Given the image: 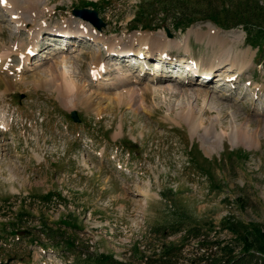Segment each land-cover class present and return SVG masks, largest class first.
Segmentation results:
<instances>
[{
    "label": "rangeland",
    "instance_id": "obj_1",
    "mask_svg": "<svg viewBox=\"0 0 264 264\" xmlns=\"http://www.w3.org/2000/svg\"><path fill=\"white\" fill-rule=\"evenodd\" d=\"M38 1V14L25 16L26 26L13 24L0 2V124H8L0 128V261L15 256L11 264H93L110 256L113 264H151L170 245L175 264H264V63L258 65L256 51L246 45L244 26L226 32L196 21L183 32L175 30L173 19L188 17L187 8L163 3L153 10V0ZM171 1L207 12V4L220 6L222 0ZM227 4L247 23L264 28V0ZM86 6L106 23L101 31L72 14ZM147 8L156 12L148 20L157 28L151 33L134 29L140 11L145 23ZM63 25L89 35L77 43L60 35L41 42L42 30L55 34ZM34 28H41L35 40L29 31ZM210 30L226 40L228 59L219 60V45L205 35L212 36ZM156 36L163 45L159 50L138 40L152 42ZM32 40L38 50L41 43L40 50L25 66L17 52L7 56V47L24 48ZM102 42L141 57L146 48L153 53L150 69L147 58L134 57L130 64V57L99 52ZM241 52L249 55V66L233 82L232 73L239 72L228 64ZM62 57L78 83L86 84L88 95L76 96L71 107L79 112V123L52 86L34 83ZM92 57L104 64L98 79L90 76ZM174 85L179 93L170 90ZM130 89L137 94L129 105ZM198 90L208 93V102L195 95ZM180 107L201 112L208 131L192 133L176 115ZM233 125L247 140L220 139ZM82 139L93 150L85 162L78 154ZM98 151L102 158L94 154ZM123 168L129 172H120ZM16 229H24L23 240L11 237ZM45 229H52L50 235ZM43 241H72L75 248L56 254L41 249Z\"/></svg>",
    "mask_w": 264,
    "mask_h": 264
},
{
    "label": "bare ground",
    "instance_id": "obj_2",
    "mask_svg": "<svg viewBox=\"0 0 264 264\" xmlns=\"http://www.w3.org/2000/svg\"><path fill=\"white\" fill-rule=\"evenodd\" d=\"M2 6L4 7V10L6 14H9L10 20L15 24L16 26H26L27 20L26 17H31L34 18L38 14V0H4V2H1ZM11 14V15H10ZM34 21V20H33ZM31 22V21H30ZM29 31L35 32L36 35L32 37V39L35 40V38L40 35L41 28H34ZM212 31V30H210ZM209 41L211 43H216L219 45V53H217L218 57L220 58L219 60L221 61L222 59H228L230 56V51L228 48H225V41L222 37L218 35V32L212 31V36L209 35V32L205 34ZM156 39H153L152 42L149 38H144L139 39V42L142 43H149L151 44L155 49H161L163 45H161L160 40L158 39V36H156ZM34 40H32L30 43L26 44L24 48L18 47L17 45H11V47H4L6 50L7 56L11 54L13 51L17 52L18 55L21 59H23V65H26V62L30 59V51L36 50L37 52L38 48L35 47L34 45ZM221 45V46H220ZM21 48V49H19ZM217 50V49H216ZM215 50V52H216ZM4 52V51H3ZM5 54V55H6ZM141 55V54H140ZM249 55L247 53L241 52L239 55L234 57V59L231 61L230 64H228L230 69H237L238 72H242L244 69H246L249 65V60H248ZM232 59V58H231ZM92 62L91 64V69H90V76L93 79H98V76L102 74V71L104 69V64L103 61L99 58L92 57ZM222 60V61H223ZM109 64L107 68H109ZM111 69V67H110ZM45 74V75H44ZM43 76H36L34 78V83H40L42 85H49L53 87V91L58 94V96L61 98L62 102L68 106L72 107L75 106L76 103L75 97L78 96L80 100H83V96H87V89H86V84L80 85L78 83V80H76L72 76V71L71 68H68V61L67 57H62L59 60L58 64H54L51 66ZM46 77V78H45ZM125 77L123 74H120L119 80H123ZM123 82V81H122ZM176 90L180 91V87L178 85H174L173 87H170V90ZM156 91V89H154ZM129 95H127V99H125V102L127 104H132L133 101H136L135 94H137L136 90L130 89L127 91ZM197 97H201L203 102H208L209 100V95L207 92H204L203 90H198L195 94ZM194 96V95H193ZM104 100V99H103ZM121 100V99H120ZM216 104V100H211ZM214 105V104H213ZM202 109V108H201ZM220 110V109H219ZM101 111L98 110V113L100 115ZM201 113V112H200ZM197 114L195 113L193 107H180L179 110H177L176 115L178 117H184L186 122L188 123L189 129L192 133L197 134L199 129L203 128L204 131H208V128L203 125V116L202 114ZM235 114V113H234ZM234 118V117H233ZM182 119V118H181ZM183 119V120H184ZM234 120V119H233ZM8 126L7 122L5 120L1 121L0 128H6ZM10 128V127H9ZM212 129L214 130L215 128L212 125ZM211 132V131H210ZM216 133V131H215ZM245 132H242L241 129L237 126H232L231 130L229 132L227 131H222L219 134L220 139L223 138V136L227 135L230 137V140H232L233 143H240L243 142L244 140H247V135ZM217 134V133H216ZM218 137V138H219ZM252 138V137H251ZM1 146V145H0ZM208 148H212L211 146H208ZM208 150V149H207ZM114 157V156H113Z\"/></svg>",
    "mask_w": 264,
    "mask_h": 264
},
{
    "label": "trees",
    "instance_id": "obj_3",
    "mask_svg": "<svg viewBox=\"0 0 264 264\" xmlns=\"http://www.w3.org/2000/svg\"><path fill=\"white\" fill-rule=\"evenodd\" d=\"M170 1V2H168ZM179 1V0H178ZM165 3L167 4H171L170 7H177L179 9H183V8H187L186 12H188L190 15H188V17L186 18H181V15L179 14L178 16H176L174 20V22L172 23L175 29H182L185 30L187 27H189L192 23L196 22V21H211L214 24L224 28V29H230V28H234L237 25H243L246 32H247V43L251 44L253 47H259V52L257 55V61L258 62H262L264 61V28L262 26H258L257 24H249L246 22V17L243 13L237 12V11H233L232 7L228 8V4H227V0H222L220 3V6L217 4H207L206 6L208 8H206L207 12H202V11H196L193 9H190V7H188V5L184 4L183 2L179 1V3H175L171 0H167L165 2V0H153V2L151 3V5L149 6L151 9H153V5H159V4H163ZM182 6V7H181ZM156 9V7H155ZM153 9V10H155ZM190 10V11H188ZM167 10H165L166 12ZM182 11V12H184ZM147 13H145L144 17H145V23L141 22L142 21V15L143 13L138 14V16L136 17V21H134L135 26L134 28H137L139 26H141L143 29L145 30H154L156 29V26H152L151 23H148V20L151 19V15H156V12L154 11V13L149 12V9L147 8L146 11ZM163 22L165 20H167L165 17L163 18ZM144 21V19H143ZM141 22V23H138ZM249 22V20H248ZM137 23V24H136ZM52 194H48L45 196V199L50 200L51 199ZM49 234L52 232V229H46ZM178 229H172V233L174 231H177ZM54 236L56 235V232L54 231ZM197 239L200 238V235L195 236ZM201 239H198V242H200ZM53 245L55 247H62V248H68L70 250H74L75 246L72 243V241H64L63 243L58 241V242H54ZM204 244H201V246H203ZM65 246V247H63ZM172 247H170V245L168 246H164L163 250L161 252H158L159 258L154 259V263L151 264H157V260L158 263L160 264H175V262L173 261V257L174 255H172V251L170 250ZM176 252V251H175ZM177 254V253H176ZM175 254V255H176ZM111 257L110 256H101L99 257V259H96L94 261H92L93 264H113L111 263ZM198 261H202L201 258L198 259ZM231 263V262H230ZM229 263V264H230ZM235 263V262H234ZM116 264V263H114ZM117 264H122V263H117ZM233 264V263H232Z\"/></svg>",
    "mask_w": 264,
    "mask_h": 264
},
{
    "label": "water",
    "instance_id": "obj_4",
    "mask_svg": "<svg viewBox=\"0 0 264 264\" xmlns=\"http://www.w3.org/2000/svg\"><path fill=\"white\" fill-rule=\"evenodd\" d=\"M73 13L76 16H80L84 19H87L91 21L95 26H97L99 29H101L102 26H105V23L98 17V12L96 10L92 9H75L73 10ZM165 29L169 36H171V33L169 29L165 26ZM71 117L74 119V121H79L78 113L76 110L70 111Z\"/></svg>",
    "mask_w": 264,
    "mask_h": 264
},
{
    "label": "snow or ice",
    "instance_id": "obj_5",
    "mask_svg": "<svg viewBox=\"0 0 264 264\" xmlns=\"http://www.w3.org/2000/svg\"><path fill=\"white\" fill-rule=\"evenodd\" d=\"M0 2H4V0H0Z\"/></svg>",
    "mask_w": 264,
    "mask_h": 264
}]
</instances>
